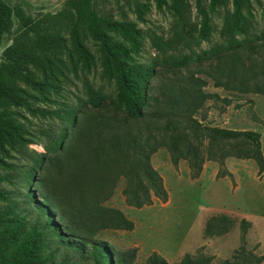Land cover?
Listing matches in <instances>:
<instances>
[{
    "label": "trees",
    "instance_id": "obj_1",
    "mask_svg": "<svg viewBox=\"0 0 264 264\" xmlns=\"http://www.w3.org/2000/svg\"><path fill=\"white\" fill-rule=\"evenodd\" d=\"M6 1L0 0V42L13 17L22 30L0 57V166L6 171L0 173V264H55L49 252L50 237L89 264H124L109 244L93 236L100 227L98 222L124 230H132L133 224L101 202L112 195L120 178L125 180L123 194L128 206L150 205L154 198L166 201L162 178L150 162L161 147L170 151L174 164L180 157L186 159L191 178L196 179L204 161L216 156L215 152L207 158L202 155L201 137L207 138L212 148L236 142L237 150L232 154L253 158L259 173H264L258 132L204 127L191 117L189 112L208 96L202 92L204 81L190 79L185 86L165 92L161 99L152 93L157 65L179 70L189 64L208 63L216 87H239L243 92L264 95V54L259 57L258 52L264 49V31L254 29L251 0H231L232 9L223 16L218 30L220 42L199 53L191 46L210 40L215 31L212 14L217 7L226 6L227 0H209L206 6L203 0H194L196 24L190 19V0H155L157 10L166 9L173 16L174 30L170 39L152 40L162 57L149 65L136 59L145 38L137 22L144 21L149 10L146 4H136V20L129 21L99 12L95 0H69L67 9L47 16L41 25ZM87 40L95 43L97 56ZM184 49L190 51L183 53ZM167 51L174 53L165 55ZM96 60L102 78L115 85L113 97L87 88V98L72 109L36 106L37 102H53L50 95L62 89L66 73H89ZM162 104L167 110H149ZM24 112L37 118H55L66 125L57 134L43 131L49 141L46 155L35 156L32 166L20 173L25 187L22 203L29 206L23 214L4 185L18 172L8 160L30 143ZM147 117L153 120L154 129L145 123ZM176 117L184 121L182 128L175 125ZM160 120H164L161 125ZM141 124L145 133L137 130ZM74 138L82 147L67 151ZM245 146L252 147L251 152ZM65 152L70 155L72 169L60 171L64 176L67 173V181L55 192L43 191L42 169L49 161L61 162L58 154ZM236 223L224 215L213 216L203 235L225 234ZM249 225L240 220L242 230ZM147 264L168 263L152 254Z\"/></svg>",
    "mask_w": 264,
    "mask_h": 264
},
{
    "label": "rangeland",
    "instance_id": "obj_2",
    "mask_svg": "<svg viewBox=\"0 0 264 264\" xmlns=\"http://www.w3.org/2000/svg\"><path fill=\"white\" fill-rule=\"evenodd\" d=\"M69 0H7L13 9L19 8L25 16L33 20L46 23L47 16H53L67 9ZM190 19L193 24L198 21L194 0H190ZM209 0H203L208 5ZM99 12L107 13L115 19L129 21L136 20L134 8L143 3L149 6L144 14V21L137 22L144 33L143 50L137 56V62L144 65L153 63L161 58V52L154 47L152 40L173 37L174 18L169 11L157 10L155 0H95ZM253 25L257 32L264 31V0H251ZM231 0L226 6H219L212 14L215 31L208 42L192 45L191 50L199 53L220 42L218 30L222 18L231 11ZM21 24L16 17L12 18L10 27L3 33L0 42V57L3 51L11 45L15 36L21 32ZM66 35H64V38ZM87 46L97 56L96 45L87 40ZM190 49H184L188 53ZM173 51H167L165 55ZM261 57L264 49L258 51ZM174 53V52H173ZM260 59V58H259ZM212 65L189 64L179 70L156 66L157 75L152 80L154 97L162 98L165 92L177 87L185 86L190 79H199L205 82L202 86L203 94L208 95L197 109L191 110V117L204 127H219L237 131H255L260 134L261 153L264 158V95L243 92L239 87H216L209 76L212 74ZM62 81V89L57 94L50 95L52 103L37 102L36 106L55 110H69L76 107L81 100L87 98V88L114 96L116 88L101 76L99 61L89 73L68 72ZM167 110L162 104L149 110ZM29 123L26 128L29 132L30 143L25 151L9 159L18 167V172L12 173L10 183L5 189L11 193V198L19 203V210L23 214L29 206L23 204L25 187L20 173L26 172L32 166L35 156L46 155L45 146L49 142L43 131L57 134L66 123L55 118H37L24 112ZM176 126L182 128L185 124L180 117H176ZM164 120H160V125ZM145 123L154 129L153 120L148 118ZM144 125H138V131L145 133ZM161 127V126H160ZM135 127V131H136ZM75 141V142H74ZM68 150L73 152L82 147V142L74 138ZM216 144L213 148L207 138L201 137L199 146L202 155L207 158L210 152L216 156L207 159L202 165L198 178L190 175L189 163L179 158L177 163L172 162L170 151L159 148L150 159L154 170L162 178L167 192L166 201L154 198L150 205L140 208L126 204L123 190L125 180L120 178L116 183L112 195L101 202V206L121 212L133 224L132 230L116 229L103 226L98 222V232L93 236L100 242H106L115 251L124 264H147L152 254H157L168 264H264V173H259L257 163L253 158L236 156L234 144ZM242 142H238L240 144ZM237 144V143H236ZM241 145V144H240ZM246 150L252 147L245 146ZM226 153L227 155H222ZM61 162L46 163L41 173L43 191H56L57 187L67 181V173L71 170L70 155L59 153ZM72 165V164H71ZM61 170V171H60ZM4 167L0 166V173L5 174ZM66 172V171H65ZM18 173V174H17ZM29 190L34 191L33 188ZM46 192V191H45ZM224 215L237 220L236 225L227 233L207 237L203 235L206 222L213 216ZM249 222V227L242 230L240 220ZM96 223V222H95ZM103 226V227H102ZM49 252L53 253L55 264H89L67 249L54 237L49 238Z\"/></svg>",
    "mask_w": 264,
    "mask_h": 264
}]
</instances>
